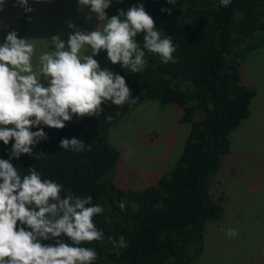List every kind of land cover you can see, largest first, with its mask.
I'll use <instances>...</instances> for the list:
<instances>
[{
    "label": "trees",
    "instance_id": "16d2710c",
    "mask_svg": "<svg viewBox=\"0 0 264 264\" xmlns=\"http://www.w3.org/2000/svg\"><path fill=\"white\" fill-rule=\"evenodd\" d=\"M141 3L162 36H171L175 62L163 63L144 49L147 64L138 73L113 64L112 71L124 76L137 97L135 103L106 102L95 117H74L62 129L44 127L48 139L33 149L44 155L21 154L11 161L22 176L35 167L42 178L61 183L74 195H91V203L104 208L93 218L104 239L82 245L97 252L93 264H188L198 258L205 224L219 221L222 211V197L213 199L209 186L229 152L230 134L248 116L255 95L240 83L238 65L247 52L264 46V0H232L227 7L220 0H176L175 5L167 0H112L106 12L115 15L117 9ZM19 20L17 35L26 25L23 14ZM6 35L3 30L0 43ZM135 39L143 48V33ZM145 99L177 105L178 121L187 123L188 130L174 164L154 184L123 190L112 176L119 152L104 136ZM73 136L90 150L62 149L60 139ZM12 143L0 141V158H9ZM109 236L117 241L122 236L127 247L114 248Z\"/></svg>",
    "mask_w": 264,
    "mask_h": 264
},
{
    "label": "clouds",
    "instance_id": "9594fccd",
    "mask_svg": "<svg viewBox=\"0 0 264 264\" xmlns=\"http://www.w3.org/2000/svg\"><path fill=\"white\" fill-rule=\"evenodd\" d=\"M231 2L220 0L222 7ZM3 3L0 0V7ZM111 3L77 0V11L87 7L98 21H105L103 27L81 30L68 21L73 31L67 41L53 35L49 42L54 50L39 55L38 67L33 63L36 45L30 39L18 37L13 30L0 43V141L4 145L13 141L9 158H0V264H93L98 258L95 249L82 245L104 239L93 219L104 208L92 204L91 195H74L61 183L42 178L35 167L22 176L11 161L21 154L44 155L33 151L48 139L44 127L62 129L74 117H95L106 102L116 106L136 102L124 76L100 67L94 57L101 50L112 64L132 73L145 68L144 49L158 54L163 63L175 62L171 36H162L142 3L109 16L106 9ZM167 3L175 5L176 0ZM17 4L25 12L33 11L28 0H17ZM140 33L143 48L135 39ZM59 144L77 153L86 147L90 150L77 136L61 138ZM119 207L124 211L125 202H119ZM226 235L235 238L239 233L228 228ZM108 241L114 248L127 247L122 236L118 241L109 236Z\"/></svg>",
    "mask_w": 264,
    "mask_h": 264
},
{
    "label": "rangeland",
    "instance_id": "374dc122",
    "mask_svg": "<svg viewBox=\"0 0 264 264\" xmlns=\"http://www.w3.org/2000/svg\"><path fill=\"white\" fill-rule=\"evenodd\" d=\"M28 4L33 11L25 12L17 0H4L0 39L3 30L19 32L23 14L26 25L18 37L36 45V67L42 52L54 50L49 42L53 35L60 34L67 41L73 31L68 21L87 31L104 24L87 7L77 11V0H28ZM94 58L101 68L112 70L105 50ZM238 72L242 84L253 88L255 95L250 99L248 116L230 134L229 152L209 186L213 199L222 197L221 217L205 224L202 251L188 264H264V46L247 52ZM180 114L175 104L145 99L109 128L104 138L119 152L112 175L117 188L152 185L172 167L188 130L187 123L178 121ZM228 228L236 229L239 235L229 238Z\"/></svg>",
    "mask_w": 264,
    "mask_h": 264
},
{
    "label": "crops",
    "instance_id": "0c3cea01",
    "mask_svg": "<svg viewBox=\"0 0 264 264\" xmlns=\"http://www.w3.org/2000/svg\"><path fill=\"white\" fill-rule=\"evenodd\" d=\"M240 83L242 84V79L240 78ZM244 85V84H243ZM225 197H227L226 195H225Z\"/></svg>",
    "mask_w": 264,
    "mask_h": 264
}]
</instances>
